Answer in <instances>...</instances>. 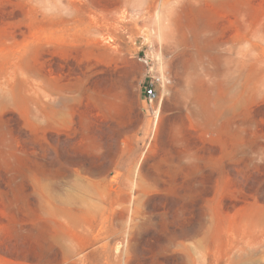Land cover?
Listing matches in <instances>:
<instances>
[{
	"label": "rangeland",
	"instance_id": "1",
	"mask_svg": "<svg viewBox=\"0 0 264 264\" xmlns=\"http://www.w3.org/2000/svg\"><path fill=\"white\" fill-rule=\"evenodd\" d=\"M0 264H264V0H0Z\"/></svg>",
	"mask_w": 264,
	"mask_h": 264
},
{
	"label": "built area",
	"instance_id": "2",
	"mask_svg": "<svg viewBox=\"0 0 264 264\" xmlns=\"http://www.w3.org/2000/svg\"><path fill=\"white\" fill-rule=\"evenodd\" d=\"M157 94L153 87H149L146 89V98L148 100L153 101L156 98Z\"/></svg>",
	"mask_w": 264,
	"mask_h": 264
}]
</instances>
